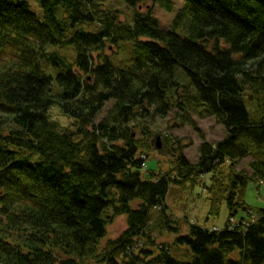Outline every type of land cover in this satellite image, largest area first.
Returning a JSON list of instances; mask_svg holds the SVG:
<instances>
[{
	"label": "trees",
	"instance_id": "trees-1",
	"mask_svg": "<svg viewBox=\"0 0 264 264\" xmlns=\"http://www.w3.org/2000/svg\"><path fill=\"white\" fill-rule=\"evenodd\" d=\"M34 1L40 12L27 0H0V264H264V215L222 230L190 224L180 234L166 204L174 183L248 155L264 182V0H125L143 8L132 24L95 0ZM178 1L162 29L153 7L171 13ZM96 21L99 30L82 27ZM122 42L135 47L128 69L102 56L107 43ZM189 104L217 118L227 137L203 143L196 165L172 152L176 179L147 178L133 128ZM57 107L70 126L52 119ZM230 183L233 215L247 176ZM120 215L127 229L107 239ZM165 231L177 234L172 245L156 243Z\"/></svg>",
	"mask_w": 264,
	"mask_h": 264
},
{
	"label": "rangeland",
	"instance_id": "rangeland-1",
	"mask_svg": "<svg viewBox=\"0 0 264 264\" xmlns=\"http://www.w3.org/2000/svg\"><path fill=\"white\" fill-rule=\"evenodd\" d=\"M27 1L35 11L40 12L34 0ZM95 2L106 14L117 16V22L124 24H132L134 15L143 9L140 7V10H136L130 7L125 0H95ZM182 5V1H178L171 13L159 6L153 7V16L162 29L171 27L174 17ZM82 27L88 31L101 29L98 21ZM107 45L102 56L104 58L110 56L113 66L128 69L132 65L135 57V47L132 42H122L119 48L114 47L111 43H107ZM95 57H98V53L95 54ZM183 85L185 87L180 90L181 95L186 94L189 90L186 80H183ZM249 102L251 111L258 116L260 109L257 107V100L254 98ZM111 106L112 103L107 104L99 114L98 120H102L107 115ZM188 107L184 111L177 108L164 118L153 114L150 119H142V123L133 128L134 138L138 140L141 147L138 150V156L143 161L142 172L147 178L153 175V180H158L162 176L168 175L176 179L177 162L173 160L172 152L178 156L183 155L189 164L196 165L201 157L200 147L203 143H209L215 147L217 143L227 137V130L217 118L206 114L202 116L201 109L195 108L191 104ZM50 115L54 121L61 125L70 126L69 119L58 107L53 108ZM155 134L161 138L165 147L164 153H159L154 146L150 145ZM254 160L255 158L251 155L236 162L227 160L214 171L213 175H203L189 183H183V181L174 183L166 200L167 215H169V220L176 223L173 226L180 225V234L188 232L190 224L211 230H222L227 226L232 228L258 222L264 215L262 212L264 210V182L253 177L254 172L251 164L254 163ZM240 173L247 176L248 183L244 188L234 190L235 200L240 199L239 201L244 204L240 205L241 207L239 206L238 210L234 212L235 214L232 215L226 203V198L231 195L232 191L230 175L233 177ZM214 177L216 180L213 179ZM238 190L240 191L238 192ZM139 203V201H135L133 204L137 207ZM218 206L221 207L220 214L215 216L212 210L213 208L218 209ZM126 229L127 216H117L108 227L107 239H116ZM176 236L177 234L165 231L162 234H155L154 239L159 245L163 243L172 245ZM174 255L181 257V253L174 252ZM233 257L239 258V252L236 251Z\"/></svg>",
	"mask_w": 264,
	"mask_h": 264
},
{
	"label": "water",
	"instance_id": "water-1",
	"mask_svg": "<svg viewBox=\"0 0 264 264\" xmlns=\"http://www.w3.org/2000/svg\"><path fill=\"white\" fill-rule=\"evenodd\" d=\"M152 146H154L159 153L165 152V147L163 146L161 142V138L158 135H156V137L152 141ZM171 156L174 157V155H171Z\"/></svg>",
	"mask_w": 264,
	"mask_h": 264
}]
</instances>
